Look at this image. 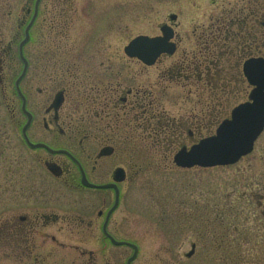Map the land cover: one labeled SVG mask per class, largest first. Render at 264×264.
<instances>
[{
	"label": "flooded vegetation",
	"instance_id": "obj_1",
	"mask_svg": "<svg viewBox=\"0 0 264 264\" xmlns=\"http://www.w3.org/2000/svg\"><path fill=\"white\" fill-rule=\"evenodd\" d=\"M44 2L31 0L29 22L36 23ZM190 2L196 12L201 11L204 21L182 30L179 14H169V22L159 27L160 34L151 37L164 38L166 32L167 51L152 65L128 56L124 47L126 58L146 69L156 68L158 80L149 87L115 72L110 61L101 65L102 72L81 73L73 56L79 44L74 46L73 42L51 46L50 57L43 63L58 77L36 85L31 78L32 33H23L24 61L19 46L16 57L22 71L26 70L20 83L26 81V87L19 86L24 111L16 90L22 71L14 82V94L20 100L18 112L25 119L19 151L13 134L0 138V264H135L139 248L135 254L136 245L111 227L117 223L113 219L129 173L139 177L154 150H166L160 154L161 161H168L171 155L175 166L177 151L216 136L234 111L264 96V0H188L186 5ZM182 33L192 34L188 40ZM187 40L189 46L185 45ZM2 53L0 83L4 84L5 51ZM175 86L185 91L183 96L175 94ZM207 91L213 92L209 94L213 103L206 110L203 101ZM220 94L232 95L238 103L229 113L222 111V99L216 97ZM176 97L182 106L192 103V97L197 101L194 109L178 115V120L167 108ZM10 101L8 113L15 132L20 114L14 97L8 98ZM252 146L233 165L223 167L250 161V190L240 193V198L248 201L252 214L248 241L261 248L253 259L264 264V126ZM49 179L65 189H52ZM70 193L79 195L72 200L79 207L65 212L69 202L61 198ZM215 206L216 211L200 212L194 220H189L194 213L189 209L178 219L173 216V221L169 215L167 223L174 225L175 231L170 230L174 234L185 230L213 232L219 237L216 246L220 245L221 261L230 254L223 247L227 239L220 216L223 212ZM230 208L233 213L234 207ZM214 213L215 218L210 219ZM64 231L79 235L78 243L70 248L74 254H64L69 248L64 244ZM234 234L239 236V232ZM195 250L193 245L187 257ZM238 255H232V260L237 261Z\"/></svg>",
	"mask_w": 264,
	"mask_h": 264
},
{
	"label": "rangeland",
	"instance_id": "obj_2",
	"mask_svg": "<svg viewBox=\"0 0 264 264\" xmlns=\"http://www.w3.org/2000/svg\"><path fill=\"white\" fill-rule=\"evenodd\" d=\"M30 2L31 0H0V58L2 51H5L3 72L5 83H0V138L8 139V134H13L14 142L19 144L15 147L17 152L22 141L20 130L25 119L18 112L20 100L14 94V82L22 71V63L16 56L18 45L24 36L25 25L30 20V14L27 13L32 6ZM71 2L45 0L44 6L41 7L43 12L41 11L31 28V46L34 48L31 53L34 61L31 78L36 85L44 84L46 78L58 77L53 74L55 72L53 68L45 67L43 63L50 57L51 46H66L73 42L74 46L79 44L73 56L81 73L88 71L91 73L93 70L102 72L101 65L110 61L115 72L120 71L128 80L136 79V84L149 87L158 80L156 68L146 69L126 58L124 47L135 37L141 35L152 37L160 34L159 27L169 22L167 18L172 13L179 14L182 30L190 29L192 24L204 21L201 11L196 12L191 2L186 5L188 0H71ZM41 33H44V37ZM182 34L189 40L192 33ZM65 35H68V38L64 37ZM188 40L185 42L186 46L190 45ZM20 87L24 89L26 81H23ZM183 93H185L183 89L175 86L176 95L183 96ZM210 93L213 92L207 91V100L203 101V105L207 104L204 106L206 110L213 103L210 101ZM12 97L15 99V109L20 114L15 124V128L19 130L15 129V132L8 113V104L11 103L8 102V98ZM216 97L222 99L220 104L224 110L221 108L219 110L224 113H229L238 104L232 99V95L220 94ZM191 100L192 103L182 106V102L176 97L174 104L167 108L178 120V115H186L187 111L194 109L197 101L194 97ZM211 121L215 122L214 119ZM154 151L156 153L150 155L151 161L144 166V171L139 177H134V172L129 173L127 182L122 186L120 208L113 219L118 225L113 223L111 226L113 231L117 228V232L121 231L122 237L138 246L139 257L135 264L262 263L253 259L261 248L254 247L253 243L248 241L247 229L252 221V214L248 201L240 198V193L250 190L249 159L233 167L185 170L173 165L171 155L168 161H161L160 154L166 150ZM48 181L52 189H65L55 185L52 179ZM65 196L67 198H61L63 202H69L65 212L78 210L79 206L73 201L79 195L70 193ZM216 204L219 211L223 212L220 216L227 234L223 247L230 254L229 258L223 256L224 260L221 261L219 260L221 253L217 251L220 245L216 246L219 237L213 232L209 234V230L204 232L185 230L176 231L174 234L170 231L171 229L175 231L174 225L167 223L169 215L173 221V216L178 219L180 214H185L189 210L194 212L189 216V220H194L192 217H196L200 212L204 214L209 209L216 211ZM232 206L233 213V209L230 208ZM123 213L127 218L123 217ZM215 214H210L209 218H215ZM235 216L237 220L232 218ZM235 231L239 232V236L234 234ZM99 232L102 233L101 230ZM78 237L77 233L64 231V244L69 247L64 250V254H74L70 248L71 245L78 243ZM193 245L196 246L195 253L187 257ZM83 246L87 247L85 244ZM92 246L89 247L93 248ZM126 253L130 255L132 251L128 249ZM238 253V260H232V255L234 257V254Z\"/></svg>",
	"mask_w": 264,
	"mask_h": 264
},
{
	"label": "water",
	"instance_id": "obj_3",
	"mask_svg": "<svg viewBox=\"0 0 264 264\" xmlns=\"http://www.w3.org/2000/svg\"><path fill=\"white\" fill-rule=\"evenodd\" d=\"M33 24L28 25L26 33ZM164 38H150L139 36L126 47L128 56L138 58L147 65H152L159 54L167 51V33H163ZM26 40L21 43V48L25 46ZM25 71L17 81V87L24 78ZM19 89V87H18ZM259 95L260 91L258 92ZM257 93V94H258ZM19 97L23 100V110H25V100L19 90ZM233 118L224 122L219 128L217 135L202 140L199 144L190 149H181L173 159L176 166L183 169L194 167L213 168L217 166L233 165L241 156L252 150V145L260 134L264 126V96L253 104L243 105L233 112ZM28 124L23 132L25 133ZM135 257L131 260H133Z\"/></svg>",
	"mask_w": 264,
	"mask_h": 264
}]
</instances>
